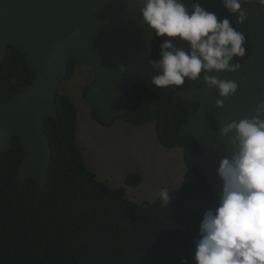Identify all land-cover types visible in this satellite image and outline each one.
I'll return each instance as SVG.
<instances>
[{"label":"trees","instance_id":"trees-1","mask_svg":"<svg viewBox=\"0 0 264 264\" xmlns=\"http://www.w3.org/2000/svg\"><path fill=\"white\" fill-rule=\"evenodd\" d=\"M159 43L151 42L144 63L153 87H130L127 107L120 116L132 125L154 123L158 142L179 147L194 185L170 189L171 202L162 205L159 195L150 202H132L122 187L98 180L83 162L76 142L77 111L73 101L57 92V118H46L43 129L51 158L40 193L36 181L15 179L24 156L14 136L11 147L0 152V264H195L193 239L198 238L201 213L212 207V188L193 165L199 150L193 137L177 135L186 112L170 97L179 87L158 89L149 61L158 59ZM25 56L9 45L0 59V102L28 86L34 71ZM74 61H68L67 75ZM90 115L98 120L96 109ZM208 134L218 137V121L208 114ZM140 176L130 172L124 184L137 185Z\"/></svg>","mask_w":264,"mask_h":264},{"label":"water","instance_id":"water-1","mask_svg":"<svg viewBox=\"0 0 264 264\" xmlns=\"http://www.w3.org/2000/svg\"><path fill=\"white\" fill-rule=\"evenodd\" d=\"M186 7L200 3L218 18H227L246 40V55L234 57L241 68L233 73L212 71L218 79L238 84L237 92L222 99L218 89L207 88L203 71L197 81L185 84L171 94V101L184 109L186 119L177 135L193 137L199 153L193 165L212 188V209L218 206L221 182L216 174L220 160L230 156L228 137L220 141L206 131L211 114L218 127L254 115L258 102L264 100V8L257 3L242 4L248 18L237 23L221 0H182ZM139 0H0V59L11 45L26 58L34 70L33 82L8 100L0 102V152L10 148L16 136L24 150L15 179L36 180V193L42 190L48 171L51 149L43 129L46 118H57L55 97L67 74L68 60L88 65L93 80L84 90L87 101L96 108L98 119L109 123L127 107L130 87L140 85L153 91L144 69L151 53L154 32L144 24ZM167 37L161 38V42ZM171 42L186 52L189 45L179 38ZM127 71L121 73L119 66ZM205 212V211H204ZM203 212V213H204ZM201 213V216H203Z\"/></svg>","mask_w":264,"mask_h":264},{"label":"clouds","instance_id":"clouds-1","mask_svg":"<svg viewBox=\"0 0 264 264\" xmlns=\"http://www.w3.org/2000/svg\"><path fill=\"white\" fill-rule=\"evenodd\" d=\"M139 2L142 20L154 32L155 38L158 41L163 37L171 38L159 43V58L149 61L155 73L151 77L152 84L158 89L181 88L186 79L197 81L203 71L206 87L218 89L222 99L215 103L222 108L224 100L237 92L238 84L208 73L238 71L241 64L232 61L234 57H245V36L232 27L229 19L218 18L198 2L192 3L191 8L182 0ZM250 3L264 8V0H221L223 7L236 16L238 24L248 18L242 4ZM176 38L189 45L187 52L171 42ZM118 68L121 73L127 71L124 65ZM0 135L6 136V132L0 129ZM225 137H228L231 155L223 157L216 169L221 182L218 206L203 213L198 238L193 239V259L195 264H264V100L256 104L251 118L232 120L221 126L220 141ZM159 197L162 205L168 207L171 202L169 190L161 189ZM181 264H187V261L182 260Z\"/></svg>","mask_w":264,"mask_h":264},{"label":"rangeland","instance_id":"rangeland-1","mask_svg":"<svg viewBox=\"0 0 264 264\" xmlns=\"http://www.w3.org/2000/svg\"><path fill=\"white\" fill-rule=\"evenodd\" d=\"M93 79L89 66L74 62L69 78L61 81L58 91L67 95L77 111L76 141L82 159L95 177L112 187H122L132 202L154 200L161 189H174L181 184L194 185L179 147L167 148L156 139L154 123L132 125L122 118L101 124L90 116L91 107L83 96ZM137 172V185L124 184L125 176Z\"/></svg>","mask_w":264,"mask_h":264},{"label":"flooded vegetation","instance_id":"flooded-vegetation-1","mask_svg":"<svg viewBox=\"0 0 264 264\" xmlns=\"http://www.w3.org/2000/svg\"><path fill=\"white\" fill-rule=\"evenodd\" d=\"M93 80V79H92Z\"/></svg>","mask_w":264,"mask_h":264}]
</instances>
